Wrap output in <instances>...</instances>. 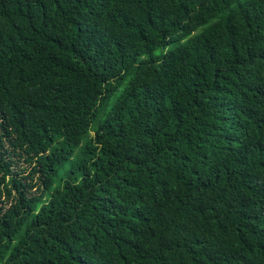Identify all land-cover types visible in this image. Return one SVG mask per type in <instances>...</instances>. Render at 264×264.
I'll return each mask as SVG.
<instances>
[{"label":"trees","instance_id":"1","mask_svg":"<svg viewBox=\"0 0 264 264\" xmlns=\"http://www.w3.org/2000/svg\"><path fill=\"white\" fill-rule=\"evenodd\" d=\"M0 264H264V0H0Z\"/></svg>","mask_w":264,"mask_h":264}]
</instances>
